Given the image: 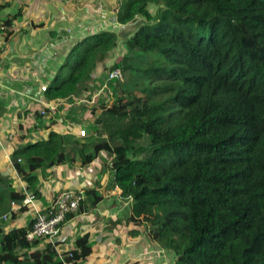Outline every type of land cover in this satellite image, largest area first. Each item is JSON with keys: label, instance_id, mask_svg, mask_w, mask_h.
Instances as JSON below:
<instances>
[{"label": "trees", "instance_id": "16d2710c", "mask_svg": "<svg viewBox=\"0 0 264 264\" xmlns=\"http://www.w3.org/2000/svg\"><path fill=\"white\" fill-rule=\"evenodd\" d=\"M116 19L138 23L124 34L126 53L113 57L123 28L82 38L43 95L69 105L64 121L75 126L87 112L76 102L102 72L120 69L126 83L110 81L112 100L90 111L86 137L14 143L18 175L38 197V170L105 154L131 219L174 264H264V0H118ZM6 183L0 201L24 199ZM31 226L0 232V264H76L91 253L88 236L62 259L51 244L38 250Z\"/></svg>", "mask_w": 264, "mask_h": 264}, {"label": "crops", "instance_id": "0c3cea01", "mask_svg": "<svg viewBox=\"0 0 264 264\" xmlns=\"http://www.w3.org/2000/svg\"><path fill=\"white\" fill-rule=\"evenodd\" d=\"M98 5L101 14L96 11ZM117 8L118 0H0V178L24 198L30 190L14 167V143L20 147L40 136L46 140L49 132L63 134L71 126L64 121L69 105L63 104L62 110L57 105L56 113L46 120L35 118L39 102L45 99L40 85L49 83L77 41L100 30L119 33ZM10 18L11 25L4 28ZM5 29L12 32L8 41H4ZM71 129L78 131L76 125ZM19 136L25 138L19 141ZM110 168L111 157L101 154L86 166L77 161L38 170L39 196L32 204L24 199L10 201L6 195L0 201V232L27 227L61 191L80 190L85 192L80 210L68 218L54 244L59 255L74 250L76 241L88 236L91 253L76 264H174L173 254L151 241L147 224L131 219V200L120 196ZM6 186L0 184L3 189ZM95 198L100 199L93 204ZM47 244L51 242L44 239L36 249Z\"/></svg>", "mask_w": 264, "mask_h": 264}, {"label": "built area", "instance_id": "2783aa9c", "mask_svg": "<svg viewBox=\"0 0 264 264\" xmlns=\"http://www.w3.org/2000/svg\"><path fill=\"white\" fill-rule=\"evenodd\" d=\"M54 1L64 3L67 2L68 0H54ZM99 10L101 11L100 7L96 9L97 12ZM121 28H124V26H121ZM122 77H123L122 71L120 69H114L108 73L105 82H110L114 80L117 82H121ZM47 84L45 83L40 85L39 90L42 95L47 89L48 86ZM104 87H106V85L99 84L98 91L96 92L97 94L94 95H92V93L88 91L84 95V98L89 97V100L79 99L77 100L76 105H79L81 103H85L87 105L93 104L94 99L99 95V91L102 90ZM38 105L40 106L41 118L47 119L51 117L52 114L56 113L57 105L51 104L46 99L41 100ZM71 127H73L72 124L71 126H66L64 128L63 134L65 135L75 134L82 138L88 135L86 129H78V131L74 133L73 131L75 130V128L72 131ZM20 162H21L20 159L16 160V163H20ZM25 195L26 196L23 200L25 204H32L36 200V195L32 192L27 191ZM84 199H85L84 191H80V190L76 191L69 189L61 191L47 210L43 212H37L36 216L34 217V220L32 221L31 229L28 230L26 234V240L29 243H33L35 240L38 239H46L49 240L51 244L54 246L56 240L59 239L63 233L64 227L66 226V223L68 221L67 216L69 215L73 216L77 214L80 209L81 203ZM3 220H7V216H4ZM59 256L61 259L64 257L62 255ZM69 257H71L70 254Z\"/></svg>", "mask_w": 264, "mask_h": 264}, {"label": "rangeland", "instance_id": "374dc122", "mask_svg": "<svg viewBox=\"0 0 264 264\" xmlns=\"http://www.w3.org/2000/svg\"><path fill=\"white\" fill-rule=\"evenodd\" d=\"M103 1V0H102ZM97 7H100V9H101V11H100V14H101V12H102V6L101 5H98ZM156 7H154V6H150V8H149V10L151 11V14H155V11H156ZM98 11V12H99ZM139 21H141L142 19L141 18H139L138 19ZM138 23H133V24H131V25H129L127 28H123L124 30H122V34H120V43H119V46H118V48L116 49V51H115V53H114V55H113V57H114V59H117L119 56H121L122 54L124 55L126 52H125V48L122 46V42L125 40V38H126V36L124 35V34H127V32H132L133 30H134V28L136 27V25H137ZM121 30V29H120ZM112 65V61H109L107 64H106V67L107 68H109L110 66ZM108 71L106 70V71H104V72H102L101 74H100V76L95 80L96 82H95V85L90 89V92L92 93L93 92V90L95 89V88H97V89H95V92H94V94H97L96 92L98 91V85L99 84H104V85H106V87H104L102 90H100L99 91V95L94 99V101H93V104H91V105H87V104H85V103H81V104H79L80 106H84V108H86L87 109V112L85 113V115H84V117H83V119H81V122H79V124H75L76 125V128H78V129H86L85 127H83V126H85V124H87L88 122H90V123H93L94 122V118L93 117H91V116H89V113H90V111L93 109V108H95V107H97L98 105H97V102L98 101H102L103 103H105V102H107V103H110L111 102V97H110V95H111V93H110V89H108V87H109V83L110 82H105L106 81V79H107V75H108ZM131 75H129V77H130ZM118 83H126V78H125V76L123 75V77H122V81L121 82H118ZM116 91V90H115ZM93 94V95H94ZM134 94L135 95H138L139 94V92L138 91H135L134 92ZM85 95V94H84ZM84 95H83V97L81 98V99H86V100H89V97H86V98H84ZM86 106V107H85ZM101 111L98 109V112H97V114H99ZM93 116V115H92ZM43 120H46V119H44V118H42ZM78 120H80V119H78ZM42 124V123H41ZM87 130V129H86ZM49 134V133H48ZM48 134L47 135H45L44 137H48ZM43 137V139H46V138H44ZM42 137L40 136L39 137V140L41 139Z\"/></svg>", "mask_w": 264, "mask_h": 264}]
</instances>
